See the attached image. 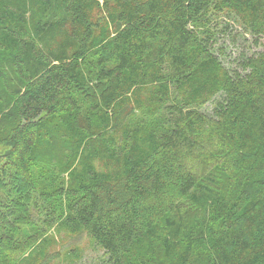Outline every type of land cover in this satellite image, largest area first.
<instances>
[{"label":"trees","instance_id":"16d2710c","mask_svg":"<svg viewBox=\"0 0 264 264\" xmlns=\"http://www.w3.org/2000/svg\"><path fill=\"white\" fill-rule=\"evenodd\" d=\"M54 232L264 264V0H0V264Z\"/></svg>","mask_w":264,"mask_h":264},{"label":"rangeland","instance_id":"374dc122","mask_svg":"<svg viewBox=\"0 0 264 264\" xmlns=\"http://www.w3.org/2000/svg\"><path fill=\"white\" fill-rule=\"evenodd\" d=\"M219 18L221 22H227L226 20L223 21L226 17L220 16ZM227 53L229 54L232 52L228 50ZM228 59L229 57L224 59L225 64H228ZM203 110L205 112H210V106H205ZM52 235L55 242L54 244L50 243L51 248L48 250V252L53 255L50 264H68V261H66V252L72 249L78 250V254L81 255V261L78 264H99L103 259L102 251L93 246L85 234H81L78 237H71L63 232H54ZM73 254H75V252Z\"/></svg>","mask_w":264,"mask_h":264}]
</instances>
